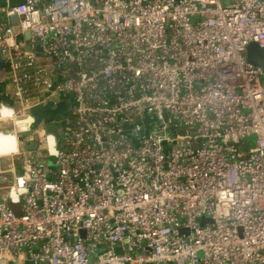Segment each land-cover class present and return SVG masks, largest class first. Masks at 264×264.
<instances>
[{"label": "built area", "instance_id": "2783aa9c", "mask_svg": "<svg viewBox=\"0 0 264 264\" xmlns=\"http://www.w3.org/2000/svg\"><path fill=\"white\" fill-rule=\"evenodd\" d=\"M0 13V264H264V0ZM68 98L34 138L31 109Z\"/></svg>", "mask_w": 264, "mask_h": 264}, {"label": "water", "instance_id": "95a60500", "mask_svg": "<svg viewBox=\"0 0 264 264\" xmlns=\"http://www.w3.org/2000/svg\"><path fill=\"white\" fill-rule=\"evenodd\" d=\"M3 0H0V5L3 4ZM18 20L17 16H12L11 21L16 22ZM5 22L4 15L0 13V23ZM29 37V35H27ZM30 47V46H29ZM38 50H41V47H37ZM247 60L257 66H261L264 68V46H261L258 42L253 41L247 46L246 51ZM3 65V63L1 64ZM7 84L6 78H0V103H5V100L10 101V96L5 90V86ZM12 102V100L10 101ZM73 106V99L68 98L62 102L55 103L53 101H49L47 103H40L35 105L31 109V114L33 115L35 122L32 124V130L37 129L42 124H48L54 122L59 114H64L68 111L69 108ZM39 146L38 141H32L29 144L30 149H36ZM51 167L55 168L56 163L52 161L50 163ZM0 182H4L3 178H0ZM82 234L85 236L86 231L82 230ZM120 250V249H119ZM93 260V258H91ZM13 264V262L11 263Z\"/></svg>", "mask_w": 264, "mask_h": 264}, {"label": "rangeland", "instance_id": "374dc122", "mask_svg": "<svg viewBox=\"0 0 264 264\" xmlns=\"http://www.w3.org/2000/svg\"><path fill=\"white\" fill-rule=\"evenodd\" d=\"M7 124H2L0 123V128H2L3 126H6ZM63 126V123H61L59 120H56L54 122L48 123V124H42L40 125L37 129L33 130L31 132V134L33 135L34 138L40 140L42 142L43 138L45 137V135L49 132L51 133H55V134H59V128H61ZM144 130H147L144 128ZM24 136L26 134H23ZM256 141V135H252L248 138V142L250 143H254ZM24 147V145H23ZM4 165L7 167L8 163L11 162L8 158L4 159ZM14 264V263H13Z\"/></svg>", "mask_w": 264, "mask_h": 264}, {"label": "bare ground", "instance_id": "6f19581e", "mask_svg": "<svg viewBox=\"0 0 264 264\" xmlns=\"http://www.w3.org/2000/svg\"><path fill=\"white\" fill-rule=\"evenodd\" d=\"M13 138L14 136L12 134H6V133L0 132V157L10 154V152L7 151L4 145L6 141L13 139Z\"/></svg>", "mask_w": 264, "mask_h": 264}, {"label": "crops", "instance_id": "0c3cea01", "mask_svg": "<svg viewBox=\"0 0 264 264\" xmlns=\"http://www.w3.org/2000/svg\"><path fill=\"white\" fill-rule=\"evenodd\" d=\"M7 1V0H6ZM3 3L5 2V0H3L2 1ZM0 78H3V71H2V69H0ZM5 90H6V86H5ZM7 92V91H6ZM8 93V92H7ZM1 101H3L2 99L0 100V102ZM6 102H10L11 101V99H10V101L7 99V100H5ZM4 102V101H3ZM5 102V103H6ZM12 263V262H11ZM10 263V264H11ZM14 264H31L28 260H25V259H23V260H21V261H19V262H14Z\"/></svg>", "mask_w": 264, "mask_h": 264}]
</instances>
